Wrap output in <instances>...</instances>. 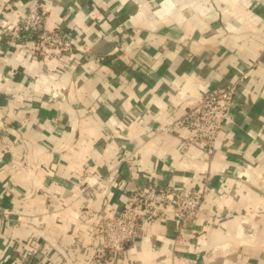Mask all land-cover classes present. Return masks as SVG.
Instances as JSON below:
<instances>
[{"label": "crops", "instance_id": "crops-1", "mask_svg": "<svg viewBox=\"0 0 264 264\" xmlns=\"http://www.w3.org/2000/svg\"><path fill=\"white\" fill-rule=\"evenodd\" d=\"M37 1L0 0V264L21 248L93 264L94 225L129 188L206 175L190 232L152 221L103 264H264V0H41L44 29L88 47L72 60L26 55L16 25ZM241 72L213 153L187 146L188 100Z\"/></svg>", "mask_w": 264, "mask_h": 264}, {"label": "built area", "instance_id": "built-area-1", "mask_svg": "<svg viewBox=\"0 0 264 264\" xmlns=\"http://www.w3.org/2000/svg\"><path fill=\"white\" fill-rule=\"evenodd\" d=\"M45 19L46 11L39 0L27 6L16 25V38L22 39L20 44L29 58L48 56L56 60L65 56L67 60H72L75 50H88L79 42V37L70 32L44 29ZM10 26L7 17L2 15L1 41L7 39ZM246 76L245 72H241L224 85L207 87L188 100L184 113L173 123L175 128L184 126L189 129L190 137L185 139L187 146H194L208 155L213 153L218 134L224 129L232 111L234 93ZM166 128L162 130L165 132ZM210 178L206 175L200 186L188 188L175 186L166 179L146 176V181L129 188L125 200L119 202L120 208L111 216H100L94 225V239L98 243L90 247L93 264L115 262L124 257L129 246L141 236L142 229L152 221L172 218L178 235L190 232L193 219L202 211L204 199L213 190ZM7 189L4 187L3 192ZM55 254L50 251L44 263L39 261L34 250L21 248L15 257L20 264H55L52 263Z\"/></svg>", "mask_w": 264, "mask_h": 264}]
</instances>
